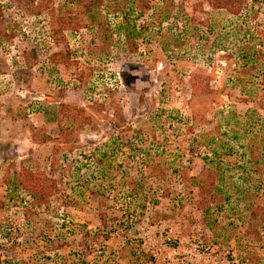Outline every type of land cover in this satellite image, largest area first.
I'll list each match as a JSON object with an SVG mask.
<instances>
[{
	"label": "rangeland",
	"instance_id": "rangeland-1",
	"mask_svg": "<svg viewBox=\"0 0 264 264\" xmlns=\"http://www.w3.org/2000/svg\"><path fill=\"white\" fill-rule=\"evenodd\" d=\"M0 264H264V0H0Z\"/></svg>",
	"mask_w": 264,
	"mask_h": 264
},
{
	"label": "trees",
	"instance_id": "trees-1",
	"mask_svg": "<svg viewBox=\"0 0 264 264\" xmlns=\"http://www.w3.org/2000/svg\"><path fill=\"white\" fill-rule=\"evenodd\" d=\"M235 1L238 2V0H235ZM229 11H230V8H229ZM230 12L233 13L232 11ZM128 31L130 30L127 29V32ZM101 156H102V153H101ZM23 176L25 178V182L23 184L21 182V185L24 189H26L30 198L35 199V200H43L50 195L51 193L50 189H52L54 186H52L51 183L48 182L49 180L47 177L35 175L34 173L30 171H25ZM141 207L143 206L141 205ZM86 233L87 232H84V234Z\"/></svg>",
	"mask_w": 264,
	"mask_h": 264
}]
</instances>
